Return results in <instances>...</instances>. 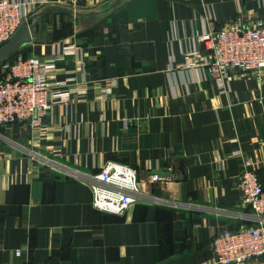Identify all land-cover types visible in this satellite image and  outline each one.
I'll return each instance as SVG.
<instances>
[{"label": "crops", "instance_id": "0c3cea01", "mask_svg": "<svg viewBox=\"0 0 264 264\" xmlns=\"http://www.w3.org/2000/svg\"><path fill=\"white\" fill-rule=\"evenodd\" d=\"M17 1L33 36L2 63L74 46L56 89L85 93L39 128L0 126V264H212L214 237L252 223L244 159L264 185V72L213 79L198 38L263 20L264 0ZM108 162L144 194L122 215L85 180Z\"/></svg>", "mask_w": 264, "mask_h": 264}, {"label": "built area", "instance_id": "2783aa9c", "mask_svg": "<svg viewBox=\"0 0 264 264\" xmlns=\"http://www.w3.org/2000/svg\"><path fill=\"white\" fill-rule=\"evenodd\" d=\"M31 12L17 0H0V46L8 43L30 23ZM205 54L208 75L220 78L229 70L259 75L264 72V19L245 27L229 23L220 30L198 38ZM75 54V47L63 49L61 57L41 61L37 57L17 56L0 66V126L13 124L34 129L43 126L54 103H68L72 94L83 95L79 83L56 89L57 60ZM253 161L243 160L239 178L243 201L254 211V224L225 229L213 239L212 264L259 263L264 259V185L251 168ZM137 170L128 165L106 163L85 180L93 188L94 207L122 215L143 201ZM251 221V222H252ZM20 254L19 252L17 253Z\"/></svg>", "mask_w": 264, "mask_h": 264}, {"label": "water", "instance_id": "95a60500", "mask_svg": "<svg viewBox=\"0 0 264 264\" xmlns=\"http://www.w3.org/2000/svg\"><path fill=\"white\" fill-rule=\"evenodd\" d=\"M28 30L20 29L19 32L13 37L11 41L0 48V63H2L6 58L12 55L14 52H17L20 49V46L24 42H28L30 37L33 36V29L30 30V33H27ZM159 176L165 177L167 173H162L155 171L153 172Z\"/></svg>", "mask_w": 264, "mask_h": 264}, {"label": "rangeland", "instance_id": "374dc122", "mask_svg": "<svg viewBox=\"0 0 264 264\" xmlns=\"http://www.w3.org/2000/svg\"><path fill=\"white\" fill-rule=\"evenodd\" d=\"M22 29H24V27H22ZM18 32H19V31H18ZM6 44H7V43H6ZM4 45H5V44H4ZM4 45H3V46H4ZM1 47H2V46H0V48H1ZM1 66H2V65H1ZM1 66H0V67H1ZM251 224H254V223H253V221H252V223H251Z\"/></svg>", "mask_w": 264, "mask_h": 264}, {"label": "trees", "instance_id": "16d2710c", "mask_svg": "<svg viewBox=\"0 0 264 264\" xmlns=\"http://www.w3.org/2000/svg\"><path fill=\"white\" fill-rule=\"evenodd\" d=\"M25 58V57H24Z\"/></svg>", "mask_w": 264, "mask_h": 264}]
</instances>
